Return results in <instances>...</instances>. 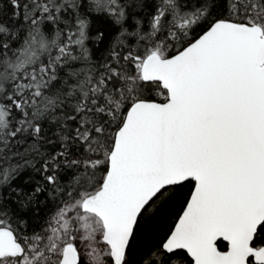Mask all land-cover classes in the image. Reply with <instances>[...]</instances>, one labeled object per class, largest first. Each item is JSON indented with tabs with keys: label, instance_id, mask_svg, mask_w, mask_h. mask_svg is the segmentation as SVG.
<instances>
[{
	"label": "snow or ice",
	"instance_id": "snow-or-ice-1",
	"mask_svg": "<svg viewBox=\"0 0 264 264\" xmlns=\"http://www.w3.org/2000/svg\"><path fill=\"white\" fill-rule=\"evenodd\" d=\"M0 264H264V0H0Z\"/></svg>",
	"mask_w": 264,
	"mask_h": 264
}]
</instances>
